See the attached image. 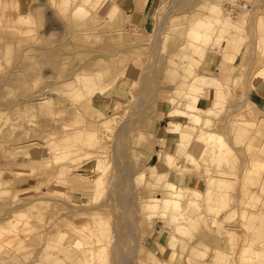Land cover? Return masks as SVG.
<instances>
[{"label": "rangeland", "instance_id": "374dc122", "mask_svg": "<svg viewBox=\"0 0 264 264\" xmlns=\"http://www.w3.org/2000/svg\"><path fill=\"white\" fill-rule=\"evenodd\" d=\"M108 1L0 0V264H264V0Z\"/></svg>", "mask_w": 264, "mask_h": 264}, {"label": "bare ground", "instance_id": "6f19581e", "mask_svg": "<svg viewBox=\"0 0 264 264\" xmlns=\"http://www.w3.org/2000/svg\"><path fill=\"white\" fill-rule=\"evenodd\" d=\"M16 3V1H15ZM14 3V4H15ZM190 55V54H189ZM190 57H192V55H190ZM31 70V69H30ZM175 73H178L177 71H175ZM222 76V75H220ZM214 78V77H213ZM207 79H205V77H203V82L206 81ZM209 80V79H208ZM211 80H215L217 82L218 78L216 77V79H212ZM195 82L192 81V87H197V84H194ZM201 87V86H199ZM194 96H192L193 98ZM9 103V102H8ZM172 103V102H171ZM11 104V103H10ZM7 105V104H6ZM14 108V106H13ZM184 108V107H183ZM180 108L178 110V108L173 111L172 116H184L185 114L188 115L189 117V121L188 123L191 124L192 126H196L200 121H201V114L199 113L198 109H200V107L196 104H190V108L186 109V108ZM11 109V108H10ZM17 109V108H16ZM169 127L171 128L172 133H175L176 136L173 139V145L181 148V150H187V144L186 141H188L191 137V133L188 132H184L182 131V122L180 120L177 119H171L169 121ZM203 133L202 130L199 131L197 133V135H200ZM204 136V135H203ZM66 139V138H65ZM62 152H67L66 150H63ZM160 156L162 157L161 160L158 161V164L160 166V164L164 167H168L167 163L165 162V160H171L173 158H175L174 156V152L170 151V150H162L160 151ZM114 158V157H113ZM161 167V166H160ZM163 167V168H164ZM188 170V167H178L175 169L174 171V178H178V179H183L184 175L186 174L185 172ZM177 179V180H178ZM169 190L171 191V195H169L168 197H165L164 201L165 204H168L171 201H174L176 207H178L180 209L181 207V201H179V196L181 193V185L178 183V181H172L169 183ZM157 204L154 203V206L156 207ZM166 206V205H165ZM2 258V257H1ZM83 261V260H82ZM85 262H83L82 264H84ZM87 264V263H86Z\"/></svg>", "mask_w": 264, "mask_h": 264}, {"label": "crops", "instance_id": "0c3cea01", "mask_svg": "<svg viewBox=\"0 0 264 264\" xmlns=\"http://www.w3.org/2000/svg\"><path fill=\"white\" fill-rule=\"evenodd\" d=\"M130 0H115L114 2H115V4L116 5H119V4H117V3H120V4H122L123 6H125V4L127 3V2H129ZM132 1V0H131ZM108 2H110V0L108 1ZM106 3V2H105ZM108 4L106 3L105 4V8H104V4L100 7V10H99V16L102 18V19H107V18H111L112 16L114 17V16H116L118 13H119V11H116V10H114V9H112L111 7L109 8V6H107ZM110 5V4H109ZM117 7H119V6H117ZM120 10V9H119ZM139 17H141L140 15H138L137 16V18H139ZM226 59H227V61L231 64V63H233L236 59H237V53H235V52H233V51H230V52H228V55H227V57H226ZM233 61V62H232ZM211 62L214 64V62H216V61H212L211 60ZM212 90H213V92L217 95V88L215 87V86H213L212 87ZM217 98V97H216ZM185 178V177H184Z\"/></svg>", "mask_w": 264, "mask_h": 264}]
</instances>
